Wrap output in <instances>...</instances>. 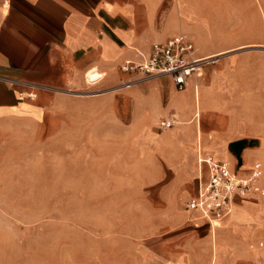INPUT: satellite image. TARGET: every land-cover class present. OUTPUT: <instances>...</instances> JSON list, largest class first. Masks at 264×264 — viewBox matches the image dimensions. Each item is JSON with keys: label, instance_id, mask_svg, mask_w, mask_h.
<instances>
[{"label": "crops", "instance_id": "obj_1", "mask_svg": "<svg viewBox=\"0 0 264 264\" xmlns=\"http://www.w3.org/2000/svg\"><path fill=\"white\" fill-rule=\"evenodd\" d=\"M183 1L0 0V156L24 151L34 162L45 148L55 163L61 154L68 189L66 180L96 173L106 154L121 155L139 164L129 184L153 186L148 197L157 200L156 224L129 233L157 244L145 246V264H264L262 60L251 65L233 58L241 48L224 51L215 73L206 68L181 89L168 76L120 70L125 60H144L153 43L187 32ZM90 74L101 78L89 82ZM86 82L91 90H82ZM118 82L129 85L100 89ZM30 83L44 86L34 98L26 96ZM201 156L238 176L261 166L258 190L235 196L213 226L185 209L207 177Z\"/></svg>", "mask_w": 264, "mask_h": 264}, {"label": "rangeland", "instance_id": "obj_2", "mask_svg": "<svg viewBox=\"0 0 264 264\" xmlns=\"http://www.w3.org/2000/svg\"><path fill=\"white\" fill-rule=\"evenodd\" d=\"M183 14L189 29L179 34L211 63L198 76L206 68L216 72L221 64L215 60L240 48L233 58L251 65L262 60L264 68V0H184ZM92 88L86 82L82 90ZM61 158L48 162L45 148L34 162L24 151L0 156V264H145V246L157 244L136 242L129 233L155 223L157 200L148 197L153 186L142 190L129 184L130 171L139 164L106 154L96 173L71 177L66 189Z\"/></svg>", "mask_w": 264, "mask_h": 264}, {"label": "built area", "instance_id": "obj_3", "mask_svg": "<svg viewBox=\"0 0 264 264\" xmlns=\"http://www.w3.org/2000/svg\"><path fill=\"white\" fill-rule=\"evenodd\" d=\"M206 61V58L198 57L195 44L188 36L175 34L164 42L153 43L148 56L141 62L125 60L120 70L125 73H142L146 77L168 76L181 89L191 76L197 75ZM128 85L129 82L125 84ZM29 87L26 96L34 98L36 90L44 86L30 83ZM173 121L172 118L162 120L160 126L170 127ZM198 162L206 165L207 177L199 178L197 191L185 202V209L195 210L212 226L231 213L235 196L245 197L259 188L260 163H254L248 175L238 176L225 161L201 156ZM260 192L264 194V191Z\"/></svg>", "mask_w": 264, "mask_h": 264}, {"label": "bare ground", "instance_id": "obj_4", "mask_svg": "<svg viewBox=\"0 0 264 264\" xmlns=\"http://www.w3.org/2000/svg\"><path fill=\"white\" fill-rule=\"evenodd\" d=\"M92 73V72H91ZM98 74V73H97ZM97 74H90L89 76L87 75V78L89 80V82H96L97 80H99L101 78V75H97ZM94 80V81H93ZM218 222H216L217 224Z\"/></svg>", "mask_w": 264, "mask_h": 264}]
</instances>
